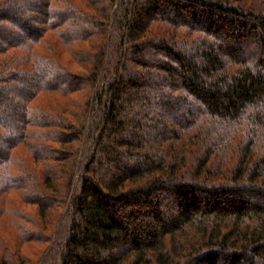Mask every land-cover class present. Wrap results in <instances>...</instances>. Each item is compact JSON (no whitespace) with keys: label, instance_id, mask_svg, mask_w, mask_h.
I'll list each match as a JSON object with an SVG mask.
<instances>
[{"label":"trees","instance_id":"16d2710c","mask_svg":"<svg viewBox=\"0 0 264 264\" xmlns=\"http://www.w3.org/2000/svg\"><path fill=\"white\" fill-rule=\"evenodd\" d=\"M0 264H264V0H0Z\"/></svg>","mask_w":264,"mask_h":264},{"label":"rangeland","instance_id":"374dc122","mask_svg":"<svg viewBox=\"0 0 264 264\" xmlns=\"http://www.w3.org/2000/svg\"><path fill=\"white\" fill-rule=\"evenodd\" d=\"M75 68H77V67H76V66L74 67V65H73V68H71V69H73V70H77V69H75ZM74 97H75V98H78L79 95H78V96H74ZM13 100H18V99H17V98H14ZM6 113H7V114H10L11 112H10L9 109H6ZM34 168H36V169H40L38 165L34 166ZM8 198L10 199L11 203H13V204L16 205L17 207H19V209H21L23 212L28 213V214H30V215H35V214H36V209H35V207L29 206V205H27V204H22L21 201L19 200L17 194H11ZM7 232L13 233L12 230H7ZM3 237H4V236H3ZM5 237H7L6 234H5ZM5 237H4V238H5ZM6 241H9V240H6ZM43 248H44L43 245H42V246H35V247H33V248H30V247H24V248H22V250H21V254H22V256H24V257H29V258H32V259L35 260V259H37V258L40 256L41 251H42Z\"/></svg>","mask_w":264,"mask_h":264}]
</instances>
